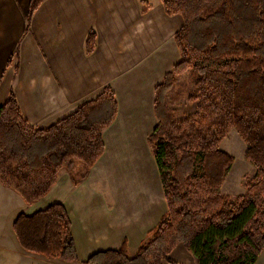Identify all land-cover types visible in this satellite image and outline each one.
I'll list each match as a JSON object with an SVG mask.
<instances>
[{"label": "trees", "instance_id": "obj_1", "mask_svg": "<svg viewBox=\"0 0 264 264\" xmlns=\"http://www.w3.org/2000/svg\"><path fill=\"white\" fill-rule=\"evenodd\" d=\"M44 0H30L27 23ZM183 25L174 39L179 61L155 88L157 124L148 137L167 210L134 255L127 242L82 264H175L183 245L197 264H256L264 250V0H161ZM96 34L90 32L86 52ZM188 75L191 114L178 116L167 96ZM118 102L110 87L47 128H34L13 92L0 104V182L27 204L44 198L67 169L78 185L105 152L103 133ZM235 129L256 169L246 191L222 192L234 157L221 149ZM79 161L81 165H76ZM12 229L29 253L78 262L72 221L62 203L18 213Z\"/></svg>", "mask_w": 264, "mask_h": 264}, {"label": "crops", "instance_id": "obj_2", "mask_svg": "<svg viewBox=\"0 0 264 264\" xmlns=\"http://www.w3.org/2000/svg\"><path fill=\"white\" fill-rule=\"evenodd\" d=\"M29 4L0 0V104L13 92L28 123L47 128L110 87L118 112L87 178L76 185L63 169L25 213L65 205L79 259L69 264L124 242L137 251L167 210L148 137L157 124L155 88L180 59L174 35L183 18L167 15L161 0H44L28 25ZM12 202L0 201V264H65L20 247ZM263 259L264 251L256 264Z\"/></svg>", "mask_w": 264, "mask_h": 264}, {"label": "rangeland", "instance_id": "obj_3", "mask_svg": "<svg viewBox=\"0 0 264 264\" xmlns=\"http://www.w3.org/2000/svg\"><path fill=\"white\" fill-rule=\"evenodd\" d=\"M191 89L192 82L189 76L183 75L180 77L179 82L167 96L169 105L173 109L177 110L179 117H183L186 114H191L195 110L196 104L190 103L188 100ZM133 144H137V142L133 141ZM221 149L234 157L233 166L223 183L222 192L232 197L241 195L245 193L246 184L255 176L256 173L254 165L250 163L245 156L246 144L239 133L235 129H232L222 142ZM76 165L81 164L79 161H77ZM132 178L133 177L128 176V181H130ZM0 201H13L11 208L13 210L14 216L20 212H26L28 209L27 207L29 206L19 193L5 187L1 184V182ZM164 201H166L165 196ZM135 253L136 251H133L130 253V255L132 256ZM172 258L174 259L175 264H197L196 258L181 244L177 245V247L174 249ZM55 261L59 262L58 259H55ZM263 261L264 259L261 260L260 263H263Z\"/></svg>", "mask_w": 264, "mask_h": 264}]
</instances>
